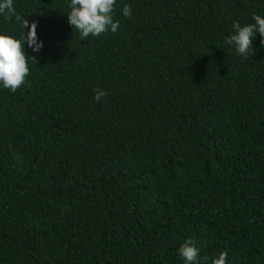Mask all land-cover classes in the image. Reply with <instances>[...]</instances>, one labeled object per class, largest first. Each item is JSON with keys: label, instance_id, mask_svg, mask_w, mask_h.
I'll list each match as a JSON object with an SVG mask.
<instances>
[{"label": "trees", "instance_id": "1", "mask_svg": "<svg viewBox=\"0 0 264 264\" xmlns=\"http://www.w3.org/2000/svg\"><path fill=\"white\" fill-rule=\"evenodd\" d=\"M70 2L14 0L43 47L0 84V264H185L188 238L199 264H264V37L224 43L264 0H116L84 40Z\"/></svg>", "mask_w": 264, "mask_h": 264}, {"label": "clouds", "instance_id": "2", "mask_svg": "<svg viewBox=\"0 0 264 264\" xmlns=\"http://www.w3.org/2000/svg\"><path fill=\"white\" fill-rule=\"evenodd\" d=\"M116 0H71V11L67 14L69 26L79 33L80 39L84 40L89 36L99 37L109 30L115 33L119 28V21H114L113 13ZM123 15L131 17L132 10L127 4L123 6ZM0 15L5 20L11 21L13 17L21 21L24 29L23 37L16 39L12 36L0 34V84L4 88L15 93L26 83V77L30 74L28 59L35 60V57L26 55L24 45L32 48L38 53L43 43L38 41L37 23L33 22L30 31L25 34L29 22L16 13L14 0H0ZM255 23H248L243 26L239 22L233 23V33L226 37L224 43L234 46L237 55L247 59L255 56L252 43L257 33L264 37V16L253 14ZM264 46V39L261 40ZM37 62V61H36ZM94 99L100 102L108 93L100 88H94ZM179 255L185 264H199L200 250L196 242L188 238L179 247ZM228 253L222 251L218 257L212 259V264H226Z\"/></svg>", "mask_w": 264, "mask_h": 264}]
</instances>
